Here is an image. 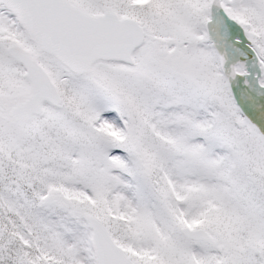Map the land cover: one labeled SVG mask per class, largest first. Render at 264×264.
Returning a JSON list of instances; mask_svg holds the SVG:
<instances>
[{
	"label": "snow or ice",
	"instance_id": "snow-or-ice-1",
	"mask_svg": "<svg viewBox=\"0 0 264 264\" xmlns=\"http://www.w3.org/2000/svg\"><path fill=\"white\" fill-rule=\"evenodd\" d=\"M0 264H264V0H0Z\"/></svg>",
	"mask_w": 264,
	"mask_h": 264
}]
</instances>
